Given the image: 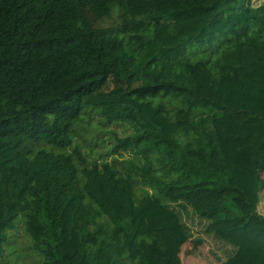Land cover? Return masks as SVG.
<instances>
[{"label": "trees", "instance_id": "1", "mask_svg": "<svg viewBox=\"0 0 264 264\" xmlns=\"http://www.w3.org/2000/svg\"><path fill=\"white\" fill-rule=\"evenodd\" d=\"M90 110L129 157L86 156ZM263 172L264 3L0 0V264L21 221L34 264H103L117 229L122 264H183L174 204L255 221L223 264H264Z\"/></svg>", "mask_w": 264, "mask_h": 264}, {"label": "rangeland", "instance_id": "2", "mask_svg": "<svg viewBox=\"0 0 264 264\" xmlns=\"http://www.w3.org/2000/svg\"><path fill=\"white\" fill-rule=\"evenodd\" d=\"M250 2L257 6L264 3V0H250ZM119 19V13L113 12V16L103 25H116ZM77 131L76 139L89 159L112 160L114 156L120 159L130 156L125 152L112 153L115 144V136L112 132L124 136L132 132L131 128L122 123L106 125L105 120L95 110L85 114L77 125ZM137 190L140 192L139 189ZM173 208L177 215L171 220L172 224L177 227L186 226L189 233V238L182 244L180 252L183 264H223L234 254L240 242L248 239L258 244L261 241L257 233L258 224L255 221L226 223L223 225L226 233L219 234L211 231L209 222L201 218L190 206L174 204ZM258 210L264 215V190L261 192ZM128 242L129 238L121 229L114 230L112 243L103 264L125 263ZM35 259L37 255L31 247L30 237L25 232L24 222L21 221L19 229L11 231V241L3 264H34Z\"/></svg>", "mask_w": 264, "mask_h": 264}]
</instances>
